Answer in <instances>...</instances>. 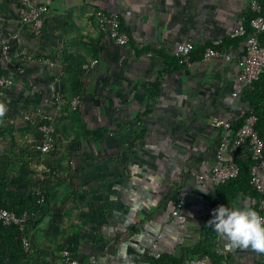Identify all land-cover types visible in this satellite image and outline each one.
Listing matches in <instances>:
<instances>
[{
  "label": "crops",
  "instance_id": "crops-1",
  "mask_svg": "<svg viewBox=\"0 0 264 264\" xmlns=\"http://www.w3.org/2000/svg\"><path fill=\"white\" fill-rule=\"evenodd\" d=\"M250 1L80 0L81 3H78L77 0H53L44 21L43 35H47V45L44 44L45 41H37L38 33L31 32L28 27L22 28L20 42L16 45L25 48L32 58L15 59L12 69L10 68L12 73L16 70L18 74L23 73L29 78L37 79L46 76L47 72L53 69L61 68L63 75L68 77L69 58H59L53 53L50 54L51 51L47 49L51 37L48 32L64 25L63 30L67 29L68 32L71 28L75 29V35L71 38L63 37V46H57V43L53 46L68 48V51L72 50L77 55L80 64L75 67L76 70H71V73L80 79L81 66L91 60L97 61L93 70L88 72V77H85V95L92 89L93 92L99 90L100 86H96V82L104 79L110 80L111 83L114 80L129 79L130 90L148 99H151L150 90L154 86L152 89L157 95L151 99V103L144 102L136 111L145 109L148 114L141 116L142 120L135 115L130 119L131 124L135 122V127L138 128L133 134L135 142H140V139H135L140 136L141 140L145 139L149 126L147 124L154 120V116L155 122H163L164 125H167L168 117H171L176 121L173 123H177L175 126L182 128L183 103L189 105V119L193 117L195 122L186 133L180 130L174 135H168L166 139L169 142L174 140L175 143L168 147L166 143L161 151H158L159 157L156 159L149 156L144 158L140 151L141 146L139 148L135 143L130 164L128 163L126 168L114 165L99 168L102 174H106L105 178L99 177V181L95 182L97 193L103 198V206L98 201L86 199L83 202L85 215L79 217L77 210L76 216H73V209L64 221L66 224L76 221L83 227L78 231L68 228L63 235L65 239L73 237L77 240L75 243L70 242V246L77 250L84 264H89L91 257L95 258V264L146 262V252L158 234L160 238L157 241V250L176 258L182 257L187 250L197 249L201 244L202 236L199 232L205 228L204 218L201 223L199 218L200 213L204 215L201 200L203 197L213 198L216 189L207 183L196 184L193 174L213 163V144L217 142L219 132L210 126V118L221 115L222 118L234 120L240 109L241 98H233L231 92L237 86L236 66L244 56L245 45L243 40L229 45L230 61L218 58L203 60L199 52L194 55L189 66L179 65L171 60L172 53L176 44L183 40H191L195 46H204L213 39L229 38L230 32L240 19L245 18L251 10ZM52 4L56 6L52 7ZM96 7L119 15L124 28L129 32V43L118 47L105 37L93 22ZM3 11L6 12V8ZM17 20L16 10L15 16L12 14L11 19L0 26V35L13 32L17 27ZM32 35H35V38H31ZM42 55H47V61L38 65L33 57ZM77 61L73 60V63L76 65ZM204 83L206 86L200 88ZM141 89L142 92L139 91ZM259 91L264 94V87H259ZM93 92L89 95L93 96ZM90 102L80 101L78 108L87 110L81 113V118H84L85 114L92 116L91 111L95 110L100 113L95 122L101 126L107 119L101 116L102 110H107V107L102 103ZM151 115L152 118H149ZM119 135L124 136L123 133ZM122 141L119 140L118 143L121 142L123 147ZM118 143L115 138H106L99 146L95 145V142L93 147L95 153L100 147L99 152L104 155L105 151L110 152ZM24 154L26 156L22 158L21 163L23 171L16 174L25 175L27 169L23 166L27 163L30 170L35 167L32 160L38 154L35 155L33 150L28 153L32 154L33 158L25 152ZM184 165H187L186 168ZM30 174L33 175L32 172ZM24 182L31 190L42 185L47 189L52 186L51 183L40 182L41 185L37 186L33 183L31 185L28 180ZM185 190L189 191L185 204L179 216L173 217L171 212ZM241 196L243 195L239 197ZM245 197H242L241 205L234 201L230 207L246 206ZM34 212L35 216H44L48 210L41 212L37 208ZM84 236L97 241L81 243L80 239H84Z\"/></svg>",
  "mask_w": 264,
  "mask_h": 264
},
{
  "label": "rangeland",
  "instance_id": "rangeland-1",
  "mask_svg": "<svg viewBox=\"0 0 264 264\" xmlns=\"http://www.w3.org/2000/svg\"><path fill=\"white\" fill-rule=\"evenodd\" d=\"M54 6L56 5L52 4V7ZM17 7L16 0H0V15L2 16H0V26L8 22L12 14L15 16ZM4 8H6V12L3 11ZM62 26L64 27V25ZM62 26L48 32L51 34V37L49 38L47 49L51 51L50 54L53 53L59 58H69L67 72L70 75L65 77L61 68H59L58 70L53 69V71L47 72L46 76L36 79V77L29 78L23 73L22 75L18 74L14 70L13 76L16 83L10 88H5L0 99L8 103L9 107L3 124H0V156H2L0 158V180L7 179V184L9 185L8 190L4 188L3 191H0V194L5 198L7 203L16 202L21 204L22 207L29 208L31 213H33L32 221H30L31 227H29L32 252L26 254L18 253L19 259H13L9 255V248L0 241V264H60V250L65 246H70V242L76 240L73 237L65 239L63 234L68 228L73 231L83 229L76 221L71 224L64 222L68 214L71 213L70 211L76 210H73V216H76L77 210L79 211V217L85 215L83 202L86 199H90L92 202L98 201L103 206L104 201L97 193L95 182L99 181V177L105 178L106 174H102L99 168H109L110 165L126 168L128 163L130 164L131 153L135 143L138 144L139 148L141 146L140 151L144 158H148L147 156H149L151 159H156L159 157L158 151H161L166 143L167 147L174 145V140H172L173 142H169L166 139V137H169L168 135H174L180 130L186 133L192 127L191 125H195L193 117L189 119L191 117L188 113L189 105L183 103L181 106L182 128L175 126L177 123H173L176 121L171 119V117H168L167 125H164L163 122H155L156 117L154 116V120H151L147 124L149 126L146 130L145 139L141 140L140 136V138H135L140 139V142H135L133 134L138 131V128L135 127V122H133V125L131 124V120L134 115L139 120H142L141 116L148 114L145 109L136 111L144 102L151 103L152 98L157 95L152 89L154 86L150 90V98L152 100L145 98L140 93H133L129 88V79L126 78L119 81L112 80L113 83L108 79L100 80L96 82V86H100V89L94 90L95 92L92 89L90 93L93 92V96L89 95L90 93L85 95L87 93V89L84 92L87 79L80 80L78 76L71 73V70H76L75 67H79L80 61H77V55L72 50L68 51V48L57 47L65 44V41L63 43V37L69 36L71 38L75 35V29L71 28L68 32L67 29L63 30ZM43 34L42 31L36 35L37 41H45L44 44L47 45V39L45 40L47 35ZM31 38H35V35H32ZM56 43L57 46H53ZM68 53H73V55ZM46 56L33 57V59L37 60L36 63L40 65V63H46ZM73 60L77 61L76 65L73 63ZM10 71L12 72V70L0 68V74H7ZM205 86V83L201 84L200 88ZM142 90L139 91L142 92ZM77 95H80V100H83V102L90 100L94 103H102L104 104L103 106L107 107V110H102L101 116L107 119L101 126H98V123L95 122V119L100 115L99 112L89 110L93 115L85 114V117L81 118V113L87 112V110H83V107L73 110L71 101ZM57 96L59 100H56ZM92 99L94 100L92 101ZM134 103L136 104L134 105L135 107L133 106ZM248 108H251L250 104L241 99L240 109L234 120H236L242 110ZM18 109H44L51 112L55 127V148L51 154L47 156L38 154L35 158H33L32 154H28L31 153L32 148L27 140L35 138L36 134L28 124L21 127L16 123L15 115ZM171 115L173 117V114ZM152 116L149 118H152ZM217 116L221 117V115H214L210 118L211 127L212 119ZM117 119L119 120L116 121ZM82 126L85 127L82 128ZM120 133H123L124 136L119 135ZM106 138H109V140L110 138H115L117 143L119 140H123L122 143L124 145L122 147L120 142L110 152L107 153L105 151L104 155L99 152L101 148L98 147L95 153L93 144L96 142L95 145L99 146L100 142H104ZM176 139L179 140V138ZM215 145L216 143L213 144L214 148ZM24 152L29 157L32 156V161L35 164L34 169L31 170L29 169V163L23 166L24 169H27L25 174L31 175L30 173H33V176H29L31 185L32 183L37 184V186L41 185L39 180L34 176L41 170L49 168V171L45 172V183H51L52 186L49 189L45 188L44 185L40 186L43 188L42 192H45V201L42 204L37 201V196H34V199L30 198L29 201L26 199L27 194H33L31 193L33 190L25 184L26 182L24 181L26 179L22 174H16L23 171L21 163L22 158L26 156ZM6 154L9 155L6 156ZM84 168H86L85 171ZM91 186L94 187L91 188ZM242 197L244 198V196L238 197L235 203L241 205L243 202L241 201V199L243 200ZM37 208L41 212L42 210H48V213L44 216H38L37 214L35 216L36 212L34 211ZM93 209H91V212H93ZM199 218L201 223L204 215L200 213ZM199 235H201L200 232ZM84 241H88L87 243L90 241L91 243V241L94 242L97 239L84 236V239H80V242ZM215 248L223 250L226 256V264H264V257L261 255H257L251 250L230 248L227 242L220 236L215 242Z\"/></svg>",
  "mask_w": 264,
  "mask_h": 264
},
{
  "label": "built area",
  "instance_id": "built-area-1",
  "mask_svg": "<svg viewBox=\"0 0 264 264\" xmlns=\"http://www.w3.org/2000/svg\"><path fill=\"white\" fill-rule=\"evenodd\" d=\"M53 0H17V27L11 33L0 35V68L11 70L15 59H31L25 48L17 46L20 42L22 28L28 27L31 32L39 33L44 29V21L50 12V4ZM91 1V0H82ZM250 9L256 13L248 20L251 32L246 34L247 22L244 18L240 19L237 26L230 32V37H244L245 51L244 56L237 63V86L231 92L233 98H241L245 88H251L252 84L259 80L264 69V46L259 42V36L264 33V11L258 0H251ZM1 19V18H0ZM93 22L101 30L106 38L111 40L116 46L123 47L128 41V35L121 31L119 15L109 12L102 7H96L93 12ZM211 46H207L203 53V60L214 58L231 60L228 47L222 45L221 39H213ZM195 44L191 40H183L176 44L173 56L180 59V63L185 66L191 64V53ZM97 64L96 60H91L81 66L80 80H84L88 72ZM11 68V69H10ZM16 83L13 73L0 74V99L5 88H10ZM59 100V97H56ZM80 95L75 96L71 105L76 110L80 104ZM242 110L236 120L222 117L212 119V127L219 132L218 140L214 148L213 163L206 169L194 173L193 178L196 184H208L217 189L230 179L237 177L239 173L238 160H250L249 165V184L257 192V196L245 197L246 206L252 207L261 215H264V143L260 139L255 129L257 117L255 116L254 106ZM16 123L19 126L29 125L35 132V138L28 139L27 142L34 151L35 155L47 156L55 148V127L54 119L50 111L44 109H18L15 115ZM240 121L239 126L233 128V121ZM2 157V156H0ZM45 168L35 174V178L42 184L45 183ZM31 175L23 174L26 180H30ZM33 176V175H32ZM42 187L33 188V194L37 196V201L42 204L45 201V192ZM188 190L181 193L171 215L178 217L185 204ZM202 210L205 216L212 218L214 206L211 197H203ZM32 213L29 208L21 211L7 209L0 206V225L3 227H15L19 233V242L25 253H31L30 230ZM158 234L155 241L146 252V262L136 261L132 264H160L157 261L161 253L157 250ZM217 255L225 256L223 250L215 248ZM60 264H84L80 254L71 246H65L59 253ZM89 264H95V258L88 260ZM215 259L208 254L198 253L190 256L182 264H215ZM220 264H226L223 259Z\"/></svg>",
  "mask_w": 264,
  "mask_h": 264
},
{
  "label": "trees",
  "instance_id": "trees-1",
  "mask_svg": "<svg viewBox=\"0 0 264 264\" xmlns=\"http://www.w3.org/2000/svg\"><path fill=\"white\" fill-rule=\"evenodd\" d=\"M258 2L264 11V0H258ZM255 15H256L255 12H253L252 10H249V13L244 18L247 21L245 23L246 31H247L246 34L251 32V29L248 25V20ZM119 20L121 23V27H120L121 31L125 32L128 35V38L130 40L129 32L127 29L124 28L123 21L120 17H119ZM241 40H244V37H241V36L234 37V38L229 37V38L222 40V45L229 47V45L237 44ZM259 42L261 45L264 46V33H262L259 36ZM211 45H212L211 42H209L208 44L204 46H195L194 50L191 53V60L193 59L194 55L198 54L199 52L202 57L205 51V48ZM171 60L176 61L177 64L179 65H184L180 63L179 58H176L174 56L171 58ZM261 86L264 87V69L260 75L259 80L255 81L252 84L251 88H245L243 90V95L241 99L244 102H248L249 104L254 106L253 113L257 117L255 129L258 132L260 139L264 143V94L259 91V87ZM239 124H240V121L238 120L234 121L232 123L233 128H236L237 126H239ZM238 164H239V173L237 177L230 179L224 184L217 187L216 195L212 198V201L215 207H218L220 205L230 207V204L234 202L240 195L247 196V197L258 195L257 192L249 184V170L248 169L250 165V160H246V161L238 160ZM0 183H1L0 191H3L4 188L5 190H8L9 184H7V179H1ZM1 196L2 195L0 194V198H1L0 206L3 208L14 209L15 211H18V212L26 208V207H22L21 204H18L16 202L7 203V201H5V198ZM34 196H35L34 194H27L26 199H28L29 201L30 198L34 199ZM210 219H212L210 216L204 217L203 223H204L205 228H203V231L201 232L202 241L197 249L185 251V254L180 258H176L168 254L161 253V257L159 258L157 262L160 264H182L184 259L190 256H194L198 253H205L215 259V262H216L215 264H220L223 259H226V256H220L214 252L215 242L219 238V235L215 231L212 230V227L208 226L207 222ZM0 241L2 242L3 245H6L9 248V255L13 259H19L18 253H21V254L25 253L19 242V233L15 227H12V226L3 227L0 225ZM261 256L264 257V255H261Z\"/></svg>",
  "mask_w": 264,
  "mask_h": 264
},
{
  "label": "clouds",
  "instance_id": "clouds-1",
  "mask_svg": "<svg viewBox=\"0 0 264 264\" xmlns=\"http://www.w3.org/2000/svg\"><path fill=\"white\" fill-rule=\"evenodd\" d=\"M9 111L8 103L0 100V124ZM230 248L251 250L264 255V215L252 207L218 206L207 222Z\"/></svg>",
  "mask_w": 264,
  "mask_h": 264
},
{
  "label": "water",
  "instance_id": "water-1",
  "mask_svg": "<svg viewBox=\"0 0 264 264\" xmlns=\"http://www.w3.org/2000/svg\"><path fill=\"white\" fill-rule=\"evenodd\" d=\"M77 1H78V3H81L80 0H77Z\"/></svg>",
  "mask_w": 264,
  "mask_h": 264
}]
</instances>
